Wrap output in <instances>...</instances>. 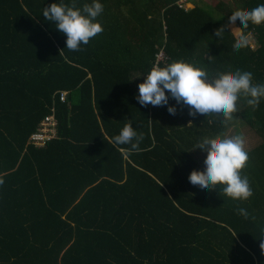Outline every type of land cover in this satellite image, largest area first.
Returning <instances> with one entry per match:
<instances>
[{"label": "trees", "instance_id": "16d2710c", "mask_svg": "<svg viewBox=\"0 0 264 264\" xmlns=\"http://www.w3.org/2000/svg\"><path fill=\"white\" fill-rule=\"evenodd\" d=\"M179 1L99 0L103 32L70 51L43 10L72 0H0V264H264V99L253 110L241 98L227 123L189 116L170 96L175 115L137 100L162 51L161 66L248 71L264 84V23H250L249 46L235 51L240 22L228 20L264 0ZM52 107L58 137L36 147L30 135ZM238 119L258 137L244 201L189 181L205 168L199 142ZM129 123L143 140L126 154L113 139Z\"/></svg>", "mask_w": 264, "mask_h": 264}, {"label": "clouds", "instance_id": "9594fccd", "mask_svg": "<svg viewBox=\"0 0 264 264\" xmlns=\"http://www.w3.org/2000/svg\"><path fill=\"white\" fill-rule=\"evenodd\" d=\"M104 6L99 0H92L91 4L76 6L75 0L71 5L52 3L44 8L43 17L55 22L56 28L66 35V47L70 51H82L81 45H87L90 39L103 32L102 25L97 22ZM229 23L235 25L239 20L240 27H233V49L239 51L249 46L250 40L245 30L249 24L264 23V4L251 10L237 9L228 18ZM224 27L215 31V36L222 38ZM143 82L138 84L137 100L140 105H167L170 114H176V108L169 105V96L178 104L188 106L189 116L198 114L210 116L222 115L227 123L238 112V101L244 98L247 105L255 110L261 99H264V84H254L253 74L248 71H228L210 76L202 67L185 61H173L161 66L159 62L153 64ZM167 90V95L166 91ZM189 123H192L189 121ZM212 123V121H209ZM143 135H138L131 123L125 124L120 133L114 137L116 145H130L126 154L139 151ZM196 148L206 151L203 171L193 170L189 181L200 188L213 189L217 185L223 186L224 195L233 200H248L253 191L247 176L241 172L248 162L245 141L242 135L231 137L216 136L204 138ZM0 183L3 180L0 179ZM239 213L247 217L245 209H238Z\"/></svg>", "mask_w": 264, "mask_h": 264}, {"label": "built area", "instance_id": "2783aa9c", "mask_svg": "<svg viewBox=\"0 0 264 264\" xmlns=\"http://www.w3.org/2000/svg\"><path fill=\"white\" fill-rule=\"evenodd\" d=\"M190 3L187 2V0H180L179 5L181 7H184L189 5ZM190 8V7H187ZM168 57L166 56V53L164 51L160 52L157 55L156 62H159L161 64L162 61H167ZM67 91H61L60 98L61 100H66L67 97ZM51 113L47 114L39 123V126L30 135L29 143L36 146V147H44L47 145L48 142L58 137V125L59 120L56 116L55 108L52 107Z\"/></svg>", "mask_w": 264, "mask_h": 264}, {"label": "rangeland", "instance_id": "374dc122", "mask_svg": "<svg viewBox=\"0 0 264 264\" xmlns=\"http://www.w3.org/2000/svg\"><path fill=\"white\" fill-rule=\"evenodd\" d=\"M204 2V3H214V0H196V2ZM201 4V3H200ZM187 7H192L193 5L189 4ZM235 135H242L244 137L245 141V150L248 151L252 149L254 146L258 144V137H256V134L249 130V128H246V126L241 123V120L238 119L234 122L233 126L231 127L230 131L223 133L220 136L223 137H231ZM195 156L198 158V160L201 161V163L204 164V158L207 155L206 151L201 150L200 148H197L194 151ZM205 165V164H204Z\"/></svg>", "mask_w": 264, "mask_h": 264}, {"label": "crops", "instance_id": "0c3cea01", "mask_svg": "<svg viewBox=\"0 0 264 264\" xmlns=\"http://www.w3.org/2000/svg\"><path fill=\"white\" fill-rule=\"evenodd\" d=\"M192 5V4H191ZM190 8H192V7H190Z\"/></svg>", "mask_w": 264, "mask_h": 264}]
</instances>
